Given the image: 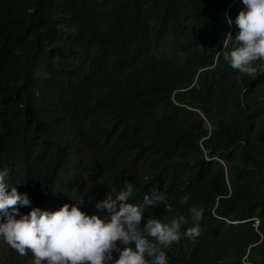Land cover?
<instances>
[{
  "label": "trees",
  "instance_id": "obj_1",
  "mask_svg": "<svg viewBox=\"0 0 264 264\" xmlns=\"http://www.w3.org/2000/svg\"><path fill=\"white\" fill-rule=\"evenodd\" d=\"M241 10L0 0V171L31 201L20 213L83 197L82 211L104 217L95 203L111 187L130 182L139 204L166 186L167 207L145 209L140 227L204 210L198 237L163 249L168 264H264V74L217 56ZM31 257L8 246L5 264Z\"/></svg>",
  "mask_w": 264,
  "mask_h": 264
},
{
  "label": "clouds",
  "instance_id": "obj_2",
  "mask_svg": "<svg viewBox=\"0 0 264 264\" xmlns=\"http://www.w3.org/2000/svg\"><path fill=\"white\" fill-rule=\"evenodd\" d=\"M242 2L246 10L235 18L239 31L235 36L231 32L226 34L217 56H222L241 75L256 77L264 74V63H258L264 61V0ZM227 22L231 25V18ZM233 40L229 50L227 41ZM6 175V170L0 171V242L4 241L7 249L9 246L21 256L31 253L32 264H168L164 248L182 237L195 239L200 235L204 210L197 207L190 208V219L180 215L164 223L148 218L140 227L145 209L167 207L166 186L163 191L145 195L139 204L129 202L133 196L130 182L125 181L119 191L111 187L106 199L95 203L98 211L106 210L104 217L82 211L83 197L55 211L31 207L29 213L21 214L20 208L30 207L31 201L15 187L7 191ZM187 202L188 196L180 201ZM190 221L192 226L182 231ZM7 251L1 264H5Z\"/></svg>",
  "mask_w": 264,
  "mask_h": 264
},
{
  "label": "rangeland",
  "instance_id": "obj_3",
  "mask_svg": "<svg viewBox=\"0 0 264 264\" xmlns=\"http://www.w3.org/2000/svg\"><path fill=\"white\" fill-rule=\"evenodd\" d=\"M8 250L7 247L5 246V242L1 241L0 242V264L4 259V252ZM28 264H32V263H28Z\"/></svg>",
  "mask_w": 264,
  "mask_h": 264
},
{
  "label": "bare ground",
  "instance_id": "obj_4",
  "mask_svg": "<svg viewBox=\"0 0 264 264\" xmlns=\"http://www.w3.org/2000/svg\"><path fill=\"white\" fill-rule=\"evenodd\" d=\"M91 204V203H90Z\"/></svg>",
  "mask_w": 264,
  "mask_h": 264
}]
</instances>
